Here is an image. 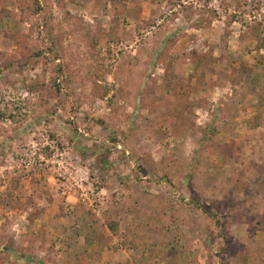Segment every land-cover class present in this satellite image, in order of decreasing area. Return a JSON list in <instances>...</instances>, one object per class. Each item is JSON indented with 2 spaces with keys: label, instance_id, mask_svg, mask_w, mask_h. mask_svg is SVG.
Instances as JSON below:
<instances>
[{
  "label": "rangeland",
  "instance_id": "1",
  "mask_svg": "<svg viewBox=\"0 0 264 264\" xmlns=\"http://www.w3.org/2000/svg\"><path fill=\"white\" fill-rule=\"evenodd\" d=\"M39 1L0 0V264H264V0Z\"/></svg>",
  "mask_w": 264,
  "mask_h": 264
},
{
  "label": "trees",
  "instance_id": "2",
  "mask_svg": "<svg viewBox=\"0 0 264 264\" xmlns=\"http://www.w3.org/2000/svg\"><path fill=\"white\" fill-rule=\"evenodd\" d=\"M42 2V1H41ZM39 0H36V4H35V6H33L34 7V10H33V12H34V14H36V15H41V14H43V12H44V7L41 5L42 3H41ZM49 52H51L53 49L50 47L49 49ZM36 56H38V55H36ZM209 56H211L212 57V55H209ZM200 65V66H199ZM198 66H197V70H196V72L197 73H200L201 71H207L208 69V64H199ZM100 78V77H99ZM61 79V82L62 83H66L67 85L69 84V80H71L72 79V73H71V70L69 69V68H66V67H63L62 65H58L57 66V68H56V74H54L53 75V79H52V81H53V86H54V89H55V91H56V93H60V91H61V88H62V86H61V83H58V81ZM252 120L253 119H248V123L250 124V125H255V126H258V124H259V120H258V123H256V124H254V123H252ZM96 124L98 125V126H100V127H104L105 126V123H104V121H102V120H98V121H96ZM108 226H109V228H110V230H112V233H116L117 231L115 230L116 229V227H114L113 225H111V224H108Z\"/></svg>",
  "mask_w": 264,
  "mask_h": 264
},
{
  "label": "built area",
  "instance_id": "3",
  "mask_svg": "<svg viewBox=\"0 0 264 264\" xmlns=\"http://www.w3.org/2000/svg\"><path fill=\"white\" fill-rule=\"evenodd\" d=\"M79 187H80V189H81V186H79ZM81 192H82V189H81ZM82 195H84V194H82ZM82 195H81V196H82Z\"/></svg>",
  "mask_w": 264,
  "mask_h": 264
}]
</instances>
